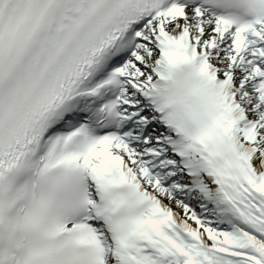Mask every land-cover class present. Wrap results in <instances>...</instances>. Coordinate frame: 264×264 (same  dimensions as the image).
<instances>
[{"label":"snow or ice","instance_id":"6c2138e0","mask_svg":"<svg viewBox=\"0 0 264 264\" xmlns=\"http://www.w3.org/2000/svg\"><path fill=\"white\" fill-rule=\"evenodd\" d=\"M0 264H264V0H0Z\"/></svg>","mask_w":264,"mask_h":264}]
</instances>
